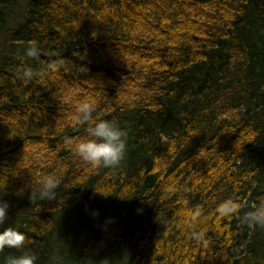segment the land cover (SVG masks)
Listing matches in <instances>:
<instances>
[{
	"label": "trees",
	"instance_id": "trees-1",
	"mask_svg": "<svg viewBox=\"0 0 264 264\" xmlns=\"http://www.w3.org/2000/svg\"><path fill=\"white\" fill-rule=\"evenodd\" d=\"M16 5L0 0V231L26 241L0 264H264V228L242 221L264 199V0H26L8 26ZM82 102L127 132L119 166L65 146L86 136Z\"/></svg>",
	"mask_w": 264,
	"mask_h": 264
},
{
	"label": "clouds",
	"instance_id": "clouds-1",
	"mask_svg": "<svg viewBox=\"0 0 264 264\" xmlns=\"http://www.w3.org/2000/svg\"><path fill=\"white\" fill-rule=\"evenodd\" d=\"M25 56L30 58H39V49L35 44L29 45L25 50ZM63 64V60L52 61L47 67L52 71L58 70ZM81 71H87L81 67ZM21 78L25 83L31 81L38 73L31 68H22ZM95 106L89 102H82L76 107L74 121L77 124L89 123L85 129L86 136L80 140H73L71 137L64 138L66 147L74 148L75 153L86 163L94 168L105 167L114 168L121 164L127 152V132L114 123L99 119L93 121L92 113ZM91 122V123H90ZM42 188L40 199H56V189L59 187L60 180L54 175L44 176L41 180ZM23 189L17 192L21 195ZM32 196V193H31ZM242 205L234 199H227L217 207L220 216L239 215ZM9 203L0 199V225L8 219ZM195 219V217H194ZM243 223L250 227L259 226L264 228V199L259 204H253L251 210L244 213ZM197 241L203 240V233H193ZM26 235L13 226H8L0 231V251L5 248L21 249L24 247ZM37 256L34 253L25 251L18 256H9L5 264H36Z\"/></svg>",
	"mask_w": 264,
	"mask_h": 264
},
{
	"label": "rangeland",
	"instance_id": "rangeland-1",
	"mask_svg": "<svg viewBox=\"0 0 264 264\" xmlns=\"http://www.w3.org/2000/svg\"><path fill=\"white\" fill-rule=\"evenodd\" d=\"M26 6V0H17V5L15 8L14 13L10 16V19L8 21V26H13L16 24L20 19L23 17V13L25 10ZM2 36H0V56L1 55H6L9 53L8 49H4L3 44H2ZM2 44V45H1ZM4 49V50H3ZM12 212H13V204H9V209H8V219L5 221V223H12Z\"/></svg>",
	"mask_w": 264,
	"mask_h": 264
}]
</instances>
